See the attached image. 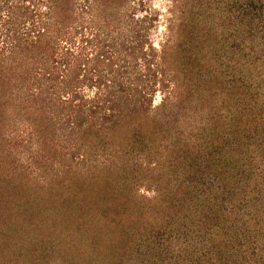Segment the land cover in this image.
I'll list each match as a JSON object with an SVG mask.
<instances>
[{
  "label": "rangeland",
  "instance_id": "374dc122",
  "mask_svg": "<svg viewBox=\"0 0 264 264\" xmlns=\"http://www.w3.org/2000/svg\"><path fill=\"white\" fill-rule=\"evenodd\" d=\"M253 1L0 0V264H157L156 235L170 264L174 232L140 226L172 185L171 136L145 152L106 99L167 101L182 145L205 148L211 115L264 106ZM74 90L89 110L64 103Z\"/></svg>",
  "mask_w": 264,
  "mask_h": 264
},
{
  "label": "trees",
  "instance_id": "16d2710c",
  "mask_svg": "<svg viewBox=\"0 0 264 264\" xmlns=\"http://www.w3.org/2000/svg\"><path fill=\"white\" fill-rule=\"evenodd\" d=\"M263 1H253V6L263 5ZM119 91H112L106 100L110 109L121 107L115 110L118 118L114 121L127 122V134L136 139V146L155 151L160 135L171 136L166 149L158 152L168 156L170 169L164 170L172 175V185L169 179L168 188H160L164 199L155 213L157 222L141 225L142 233L149 227L156 233L174 232L181 249L170 264H264V106L252 108V113L239 111L228 126L221 117L211 115L208 145L192 152L179 141L178 110L167 101L152 107L151 97L142 106L135 100L131 107L128 96L130 106L125 109ZM76 99L79 111L89 110V102L77 90L64 103L72 105ZM155 238L154 262L165 264L169 254L157 243L159 236ZM148 261L152 263L150 258Z\"/></svg>",
  "mask_w": 264,
  "mask_h": 264
}]
</instances>
